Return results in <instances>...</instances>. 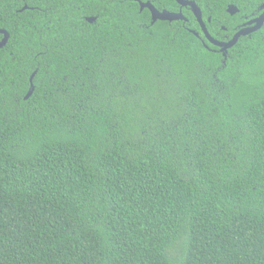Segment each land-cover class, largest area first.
<instances>
[{
	"label": "trees",
	"instance_id": "trees-1",
	"mask_svg": "<svg viewBox=\"0 0 264 264\" xmlns=\"http://www.w3.org/2000/svg\"><path fill=\"white\" fill-rule=\"evenodd\" d=\"M52 1L0 8V264H264V24Z\"/></svg>",
	"mask_w": 264,
	"mask_h": 264
},
{
	"label": "water",
	"instance_id": "water-1",
	"mask_svg": "<svg viewBox=\"0 0 264 264\" xmlns=\"http://www.w3.org/2000/svg\"><path fill=\"white\" fill-rule=\"evenodd\" d=\"M182 7H190L197 19V21L200 24L201 30L204 33L205 37L209 40V42H211L212 44L221 47L224 50L229 49L230 47H232L237 41L238 39L247 33H251L254 32L258 29H260L262 27V25L264 24V13H262L258 18H255L254 20L249 22V26H245L242 29H240L239 31L236 32V34L233 36V38L229 41V42H221L217 39H215L208 31L206 23L203 19V14L201 11V8L199 7V5L195 2V1H186V0H176ZM139 4H140V8L141 10L144 8H148L149 11L151 12V17L153 22L157 21V20H168V21H173V20H186V17L184 16L183 12L180 10L179 12H171L168 10H158L150 1H140L139 0ZM227 11L230 14H235L239 11L238 7L236 5H229L227 7ZM96 18L95 17H87V20L89 22H93ZM210 21V19H209ZM4 30L0 29V32H2ZM196 35H198V32L193 31ZM8 39V34L6 33V36L4 38V40L0 43V48L3 47ZM36 74V71H34L30 78V87L29 90L25 96V98H28L32 95L35 86H34V76Z\"/></svg>",
	"mask_w": 264,
	"mask_h": 264
},
{
	"label": "flooded vegetation",
	"instance_id": "flooded-vegetation-1",
	"mask_svg": "<svg viewBox=\"0 0 264 264\" xmlns=\"http://www.w3.org/2000/svg\"><path fill=\"white\" fill-rule=\"evenodd\" d=\"M7 2V4L9 5V7L11 8V10L13 9L14 11H16V12H18V11H23L24 9H27V8H29V6H28V4H27V2H25L24 3V5L21 7V8H19V7H14V6H16L17 4H18V2L20 1V0H0V4L2 3V5H1V9L3 8L2 6H3V2ZM21 1H24V0H21ZM5 2V3H6ZM65 2H67L68 4H69V8L70 9H78L79 8V4H80V0H66ZM151 2V1H150ZM47 5H48V9H51L52 8V3H53V1L52 0H47ZM232 3H229L228 4V6L229 5H231ZM154 5V4H153ZM234 5V4H233ZM155 6V5H154ZM9 7H8V9H9ZM156 7V6H155ZM157 8V7H156ZM7 9V10H8ZM158 9V8H157ZM158 10H161V11H163V10H168V11H171V12H179V11H175L174 9H168V8H162V9H158ZM179 10H181V9H179ZM10 13H11V11H10V9L8 10ZM151 13V12H150ZM262 13H264V11L262 12ZM233 15V14H232ZM209 19H210V21H211V18H208V21H209ZM252 20H254V19H251L250 21H252ZM250 21H248V22H246L247 24H245V23H243L242 24V27L240 28V29H242L243 27H245V26H249V22ZM223 29H225L224 27H223ZM240 29H238V31L240 30ZM1 30H4V31H2L1 32V38H0V43L4 40V38H5V36H6V33L8 34V39H7V42H8V40H9V38H10V34H9V32H7L5 29H3V28H1ZM204 34V33H203ZM236 34V33H235ZM234 34V35H235ZM7 42H6V44H7ZM5 44V45H6ZM4 45V46H5ZM2 48V47H1Z\"/></svg>",
	"mask_w": 264,
	"mask_h": 264
}]
</instances>
